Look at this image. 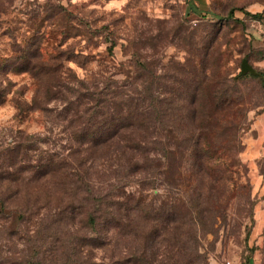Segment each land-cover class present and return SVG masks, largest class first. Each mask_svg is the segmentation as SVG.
I'll return each mask as SVG.
<instances>
[{
  "label": "rangeland",
  "instance_id": "1",
  "mask_svg": "<svg viewBox=\"0 0 264 264\" xmlns=\"http://www.w3.org/2000/svg\"><path fill=\"white\" fill-rule=\"evenodd\" d=\"M0 92V264H264V0H0Z\"/></svg>",
  "mask_w": 264,
  "mask_h": 264
},
{
  "label": "trees",
  "instance_id": "2",
  "mask_svg": "<svg viewBox=\"0 0 264 264\" xmlns=\"http://www.w3.org/2000/svg\"><path fill=\"white\" fill-rule=\"evenodd\" d=\"M1 93V92H0ZM1 96V94H0ZM107 100H105L106 102ZM150 104V103H149ZM148 104V105H149ZM125 105H127L128 107V111L126 113H122V108H115V111H117L118 115H117V122L114 123H109V121H105L102 123V127L105 129H112L115 132L120 131L122 128L128 127V126H142L143 128L148 129V125L145 121V118L147 116V104H145V102H134L132 101V99H130L128 97V103H125ZM159 108V107H158ZM157 110L159 111L160 109ZM107 112V111H105ZM126 114H128L127 116L130 118H136V121H125L126 118ZM110 125H112V127H110ZM109 138L107 139H103L102 142L107 141ZM95 141V140H94ZM148 141H146V139H144V143L147 144ZM133 148H135L136 150H139V148H141V140H137L135 144L132 145ZM243 263V262H242ZM243 264H248V262L243 263Z\"/></svg>",
  "mask_w": 264,
  "mask_h": 264
},
{
  "label": "crops",
  "instance_id": "3",
  "mask_svg": "<svg viewBox=\"0 0 264 264\" xmlns=\"http://www.w3.org/2000/svg\"><path fill=\"white\" fill-rule=\"evenodd\" d=\"M256 218V224H255V229H261L264 227V209L258 208L257 213L255 215ZM235 260H240L239 258ZM255 262L249 261L248 264H253Z\"/></svg>",
  "mask_w": 264,
  "mask_h": 264
},
{
  "label": "built area",
  "instance_id": "4",
  "mask_svg": "<svg viewBox=\"0 0 264 264\" xmlns=\"http://www.w3.org/2000/svg\"><path fill=\"white\" fill-rule=\"evenodd\" d=\"M222 264H243L241 260H235L232 258H224Z\"/></svg>",
  "mask_w": 264,
  "mask_h": 264
},
{
  "label": "water",
  "instance_id": "5",
  "mask_svg": "<svg viewBox=\"0 0 264 264\" xmlns=\"http://www.w3.org/2000/svg\"><path fill=\"white\" fill-rule=\"evenodd\" d=\"M247 69L252 70L251 66L247 63V59L243 58L242 64H241V70L245 71Z\"/></svg>",
  "mask_w": 264,
  "mask_h": 264
}]
</instances>
